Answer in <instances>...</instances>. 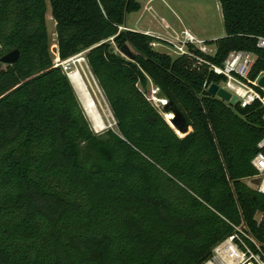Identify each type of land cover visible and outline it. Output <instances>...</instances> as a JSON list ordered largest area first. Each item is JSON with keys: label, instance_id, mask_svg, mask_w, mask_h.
Returning a JSON list of instances; mask_svg holds the SVG:
<instances>
[{"label": "trees", "instance_id": "1", "mask_svg": "<svg viewBox=\"0 0 264 264\" xmlns=\"http://www.w3.org/2000/svg\"><path fill=\"white\" fill-rule=\"evenodd\" d=\"M82 52L115 121L95 134L66 74ZM212 56L172 57L126 28L136 0H0V264H202L242 226L264 247V196L244 183L264 138L263 109L206 93L232 51L264 72V0H218ZM151 81L191 132L179 137L147 97ZM143 89V90H142Z\"/></svg>", "mask_w": 264, "mask_h": 264}, {"label": "built area", "instance_id": "2", "mask_svg": "<svg viewBox=\"0 0 264 264\" xmlns=\"http://www.w3.org/2000/svg\"><path fill=\"white\" fill-rule=\"evenodd\" d=\"M152 1L154 0H149L146 4L145 9L148 11H151ZM161 21L168 30L169 39L146 33V35L164 41L162 43L153 42L152 47L154 50L162 45L175 57L186 56L197 60L198 63H201V59L192 54L189 48L204 55L212 56L214 54L215 49L213 50L211 45H207L206 41L198 39L190 31L183 29L177 33L170 30L163 20ZM257 46L264 49V39L259 38ZM84 54L85 52H82L76 56H83ZM70 59L61 61L57 54L53 67L61 68L67 76L68 69H65V65ZM254 60L255 57L251 53L232 51L228 54L222 66L210 65L209 69L213 74L223 78V82L219 85L229 92L232 97H235L236 104L245 108L258 103L263 109L262 120L264 122V88L258 86V80L264 76V72L260 73L255 80L250 79V70ZM257 148L259 152L251 161V165L257 174L252 179L255 181V190L264 196V138L258 143ZM202 264H264V247L248 234L242 226L233 227V233L217 243L212 248L209 258Z\"/></svg>", "mask_w": 264, "mask_h": 264}, {"label": "rangeland", "instance_id": "3", "mask_svg": "<svg viewBox=\"0 0 264 264\" xmlns=\"http://www.w3.org/2000/svg\"><path fill=\"white\" fill-rule=\"evenodd\" d=\"M136 1L141 5L140 11L137 13L128 14L126 16V28H121V30H132L140 33H143V31L146 30H153L163 34L168 30L165 29V25L161 20H163L165 24H171V21H173L174 18H180L182 19L185 26L181 29L189 30L193 35H195L202 41H214L224 36L222 12L218 0H154L151 2V11L145 9L146 4H148L149 0ZM46 23L51 44L50 53L52 56V62H54L57 55L55 23L51 17V9L48 1ZM161 51L166 50L161 49ZM8 52L10 51L0 50V58ZM169 53L172 54L171 52ZM171 56L175 57L174 54H172ZM81 57L84 59V55ZM1 67L4 69L6 68V65L1 64ZM66 68L68 69V73L71 69L74 68L73 62L69 60V62L65 65V69ZM143 91L146 93L147 97L155 104V106L163 114V116H165L166 112L164 106L157 101L155 102L154 100H152L154 94L161 100L166 99L160 94L159 89H157L154 84L149 81L145 90ZM80 108L84 113L81 105ZM108 114V122H106V126L101 131H96V129H94L89 122L91 129L95 134H101L107 129H112L115 126V121L111 115V112L109 111V108ZM244 183L255 190V181L252 178L246 179Z\"/></svg>", "mask_w": 264, "mask_h": 264}, {"label": "bare ground", "instance_id": "4", "mask_svg": "<svg viewBox=\"0 0 264 264\" xmlns=\"http://www.w3.org/2000/svg\"><path fill=\"white\" fill-rule=\"evenodd\" d=\"M70 61L73 62L74 68L67 73L68 80L91 126L96 131H101L109 119L108 107L85 65L84 59L81 56H76L70 59ZM152 100L164 102L155 94ZM165 116L169 122L174 118L172 114H166Z\"/></svg>", "mask_w": 264, "mask_h": 264}, {"label": "water", "instance_id": "5", "mask_svg": "<svg viewBox=\"0 0 264 264\" xmlns=\"http://www.w3.org/2000/svg\"><path fill=\"white\" fill-rule=\"evenodd\" d=\"M18 59H19V51L12 50L0 58V63L4 65H14L17 63ZM258 86L264 88V76L259 78ZM206 93L209 96L217 98L226 104L229 105L236 104L235 97H232V95L219 84L216 83L210 84L206 88ZM163 101L164 102H158V103L164 106L166 114H172L174 116L173 120H171L170 122L167 121L166 116H164L167 123L170 125V127L176 132V134L179 137L182 138L188 135L191 132V128L186 126L185 120L182 117V115L172 107V103L169 100L165 99Z\"/></svg>", "mask_w": 264, "mask_h": 264}, {"label": "crops", "instance_id": "6", "mask_svg": "<svg viewBox=\"0 0 264 264\" xmlns=\"http://www.w3.org/2000/svg\"><path fill=\"white\" fill-rule=\"evenodd\" d=\"M166 25H168V27L170 28V30L175 31V32H177V33H179L181 30H183V29H181V28H184V27H185V26H184V23H183V21H182V19H180V18H178V19L174 18L173 21H171V24H166ZM186 28H187V27H186ZM165 29H167V28L165 27ZM185 30H187V29H185ZM188 31H189V30H188ZM143 33H144V34L148 33V34H150V35L159 36V37H161V38H167V39H169V35H168V32H167V31L164 32L163 34H161V33L158 32V31L146 30V31H143ZM170 33H171V32H170ZM211 48H213V50H214V46H213V45H211ZM161 49H165V50H166V48H165L164 46H162V45H160L159 47H157L156 50H157L158 52H160V53L169 54V55L171 56V54L168 53L167 50H166V51H161ZM244 181H245V180H244Z\"/></svg>", "mask_w": 264, "mask_h": 264}]
</instances>
